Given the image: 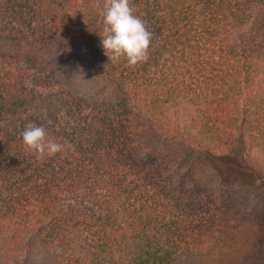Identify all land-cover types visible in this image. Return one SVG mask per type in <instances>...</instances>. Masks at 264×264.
<instances>
[{"label":"trees","instance_id":"1","mask_svg":"<svg viewBox=\"0 0 264 264\" xmlns=\"http://www.w3.org/2000/svg\"><path fill=\"white\" fill-rule=\"evenodd\" d=\"M107 3L0 0V264H264V0H129L135 66Z\"/></svg>","mask_w":264,"mask_h":264},{"label":"clouds","instance_id":"2","mask_svg":"<svg viewBox=\"0 0 264 264\" xmlns=\"http://www.w3.org/2000/svg\"><path fill=\"white\" fill-rule=\"evenodd\" d=\"M101 16L104 25L102 47L109 60L115 63L123 58L129 66H135L148 59L152 34L133 14L129 0H108ZM21 136L25 150L35 153L37 159L42 160L61 151L60 144L47 139L43 126L29 123Z\"/></svg>","mask_w":264,"mask_h":264}]
</instances>
